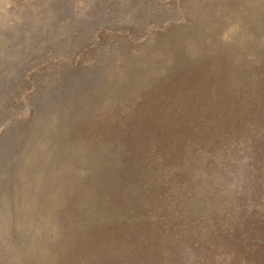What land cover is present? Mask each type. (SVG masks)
I'll list each match as a JSON object with an SVG mask.
<instances>
[{"label": "rangeland", "instance_id": "374dc122", "mask_svg": "<svg viewBox=\"0 0 264 264\" xmlns=\"http://www.w3.org/2000/svg\"><path fill=\"white\" fill-rule=\"evenodd\" d=\"M9 148L0 264H264V0H0Z\"/></svg>", "mask_w": 264, "mask_h": 264}, {"label": "trees", "instance_id": "16d2710c", "mask_svg": "<svg viewBox=\"0 0 264 264\" xmlns=\"http://www.w3.org/2000/svg\"><path fill=\"white\" fill-rule=\"evenodd\" d=\"M7 154L2 157V160L0 162V177L3 176L2 181H0V199L2 197V205L3 207H7L6 200H7V191L9 193V196L16 194V191L18 190V185H16V176L17 171L16 168L18 165L15 166L14 170L13 167L10 168V166L7 164L5 156L7 160L9 161L10 158H14V156L17 154L16 150L13 148H9L8 151L6 150ZM14 164H16L14 162ZM16 185V186H15ZM5 194V195H4ZM4 195V196H3ZM14 201H11L10 203L13 204ZM32 248L31 246L29 249Z\"/></svg>", "mask_w": 264, "mask_h": 264}]
</instances>
